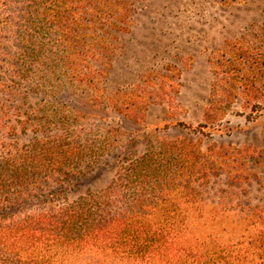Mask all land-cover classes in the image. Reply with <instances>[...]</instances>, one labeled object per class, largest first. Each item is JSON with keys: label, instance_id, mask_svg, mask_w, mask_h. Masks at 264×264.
<instances>
[{"label": "rangeland", "instance_id": "obj_1", "mask_svg": "<svg viewBox=\"0 0 264 264\" xmlns=\"http://www.w3.org/2000/svg\"><path fill=\"white\" fill-rule=\"evenodd\" d=\"M128 6L118 24L124 28L110 39V60L94 65L102 70L94 84L62 81L55 95L49 85L36 94L29 84L18 94L0 91L6 113L0 141L23 145L35 135L70 133L90 144L97 156L69 179L73 198L104 189L116 156L135 158L158 136L192 139L212 166L194 182L196 200L182 204L188 230L228 261L264 264V242L256 240L264 230V0H128ZM13 32L0 29L4 84L16 79L8 64ZM51 109L65 113L66 123L47 125Z\"/></svg>", "mask_w": 264, "mask_h": 264}, {"label": "trees", "instance_id": "obj_2", "mask_svg": "<svg viewBox=\"0 0 264 264\" xmlns=\"http://www.w3.org/2000/svg\"><path fill=\"white\" fill-rule=\"evenodd\" d=\"M129 11L128 0H0V29L13 27L16 37L8 59L16 79L0 91L18 94L29 84L36 94L49 85L55 95L62 81L94 84L102 72L94 65L110 60V39ZM5 116L0 109V127ZM49 116L47 125L66 123L62 111ZM89 148L70 133L0 141V264L244 263L188 230L182 204L196 200L194 182L212 166L196 141L158 136L135 158L116 156L104 189L70 198L78 167L97 156ZM256 240L264 242V230Z\"/></svg>", "mask_w": 264, "mask_h": 264}]
</instances>
